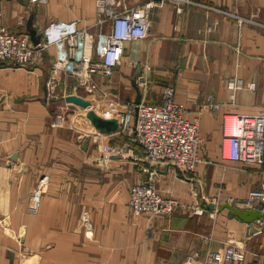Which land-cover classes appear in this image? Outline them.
<instances>
[{"label":"crops","instance_id":"obj_1","mask_svg":"<svg viewBox=\"0 0 264 264\" xmlns=\"http://www.w3.org/2000/svg\"><path fill=\"white\" fill-rule=\"evenodd\" d=\"M192 1L150 8L148 34L124 44L112 75L94 77L95 91L63 72L60 94L48 99L53 46L35 64L0 61V264H211L209 254L228 243L245 258L216 264H264V225L216 207L264 186V164L225 160L220 147L223 113L264 111V0ZM0 5L7 29L30 40L31 30L41 36L51 22L80 28L95 21L94 0ZM134 81L143 82L141 101L149 103L172 87L183 116L196 121L201 159L194 171L148 161L139 145L124 143L130 137L120 129L98 130L79 103L117 118L120 105L135 106ZM208 96L218 109L207 105ZM56 113H64L61 126ZM101 143L115 148L105 159ZM148 182L202 211L133 213L129 189Z\"/></svg>","mask_w":264,"mask_h":264},{"label":"built area","instance_id":"obj_2","mask_svg":"<svg viewBox=\"0 0 264 264\" xmlns=\"http://www.w3.org/2000/svg\"><path fill=\"white\" fill-rule=\"evenodd\" d=\"M44 3L46 0H28ZM168 0H146L134 6H121V0H94L95 21L78 28L76 21L68 24L51 22L42 29L40 41L34 44L27 35L7 29L1 20L0 5V61L26 66L36 54L54 46L56 55L51 65L52 73L65 72L88 90H96L94 77H109L120 63L124 44L145 37L150 28L149 9L163 5ZM195 4L192 0H171ZM180 9V8H179ZM52 75L47 81L48 99L55 97L53 91L58 81ZM143 86L138 81V87ZM255 83L249 87L254 88ZM63 95H66L63 93ZM207 97V105L218 109ZM116 113L120 132L127 134L143 151L148 161L168 162L177 168L194 171L200 162L198 154L201 137L196 121L183 116L182 105L174 100V90L165 86L159 103L141 101L135 106L120 105ZM121 110V111H120ZM64 113L54 115V124L60 126ZM221 156L231 162L264 164V111L259 113H223L221 118ZM105 155L115 148L101 146ZM33 198H39V188ZM227 202L237 203L242 208L259 205L262 217L257 219L258 227L264 224V186L253 188L240 200L231 198ZM128 207L135 214L168 215L178 208L201 209L180 203L174 197L162 195L153 182L133 184L129 189ZM246 252L228 243L223 252L209 254L211 264L241 261ZM99 264H108L100 262Z\"/></svg>","mask_w":264,"mask_h":264},{"label":"water","instance_id":"obj_3","mask_svg":"<svg viewBox=\"0 0 264 264\" xmlns=\"http://www.w3.org/2000/svg\"><path fill=\"white\" fill-rule=\"evenodd\" d=\"M30 37H31V41L34 44H37L40 41L41 36L40 35L37 36L35 30H31ZM133 87L136 91V97H135V114H136L137 104L141 102L142 93L135 81L133 82ZM79 103L86 109V114L88 118L101 132L110 133V132L118 131L120 129V123L117 118L102 117L92 109L89 103L84 101H80ZM86 144L87 142L84 143V145ZM13 157H15V155ZM209 207L213 209L215 206L214 204L210 203ZM216 207L218 210L227 208L233 215L237 216L238 218H240L245 222H254L262 217L261 210L257 208L236 207L229 202H225L221 205H217Z\"/></svg>","mask_w":264,"mask_h":264},{"label":"rangeland","instance_id":"obj_4","mask_svg":"<svg viewBox=\"0 0 264 264\" xmlns=\"http://www.w3.org/2000/svg\"><path fill=\"white\" fill-rule=\"evenodd\" d=\"M135 2V0H121V6H128V5H133V4H135L134 3ZM50 47V46H49ZM54 47V46H53ZM47 52V50H44L41 54H36L33 58H32V61L30 62V64L32 63H36V62H38V61H40L43 57H44V55H45V53ZM55 55H56V50H55ZM3 62H7V61H3ZM52 65V64H51ZM51 70V69H50ZM61 74H63V72H57L55 75L52 73V70L50 71V73H49V77H48V79L52 76V75H54V79L56 80V81H58V79H59V76L61 75ZM48 79L46 80V84H45V93H48V87H47V81H48ZM60 91L58 90V86H56L55 87V89H54V91H53V94L54 95H57L58 93H59ZM60 94V93H59ZM126 103V102H125ZM125 103H123V104H125ZM121 109V108H120ZM119 110V109H118ZM121 111V110H120ZM117 112V111H116ZM74 113V112H73ZM72 114V113H71ZM84 114V113H83ZM80 115L81 114H79V115H77L76 116V120H74V123L78 126V128L79 129H81V128H84L83 127V123H82V120L80 119ZM85 115V114H84ZM78 116H79V118H78ZM64 120H65V117H64ZM63 124V121L61 122V125ZM60 125V126H61ZM86 127V126H85ZM88 128V127H87ZM87 133V132H86ZM122 137H124L123 136V133H119ZM125 141H124V143L126 144H128V145H138L136 142H134V141H132L131 139H129V138H123ZM87 144H88V140H87ZM96 145H99V140L95 143ZM104 145H108V144H103V143H101L100 144V150H99V153H100V158H102V159H105V157H107L108 155H105L103 152H102V150H101V146H104ZM93 148H95V145L93 146ZM201 159V158H200ZM178 200V199H177ZM179 201V200H178ZM180 203H183V202H181V201H179ZM183 204H185V205H191V204H188V203H183ZM185 209H188V208H185ZM264 225V224H263ZM262 225V226H263Z\"/></svg>","mask_w":264,"mask_h":264},{"label":"bare ground","instance_id":"obj_5","mask_svg":"<svg viewBox=\"0 0 264 264\" xmlns=\"http://www.w3.org/2000/svg\"><path fill=\"white\" fill-rule=\"evenodd\" d=\"M60 109V108H59ZM56 112V111H55Z\"/></svg>","mask_w":264,"mask_h":264}]
</instances>
